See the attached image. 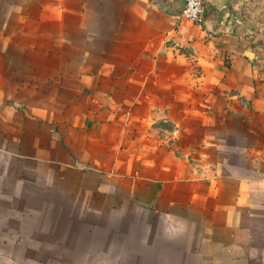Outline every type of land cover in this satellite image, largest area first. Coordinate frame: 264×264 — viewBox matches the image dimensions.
Returning a JSON list of instances; mask_svg holds the SVG:
<instances>
[{
  "label": "crops",
  "instance_id": "crops-1",
  "mask_svg": "<svg viewBox=\"0 0 264 264\" xmlns=\"http://www.w3.org/2000/svg\"><path fill=\"white\" fill-rule=\"evenodd\" d=\"M182 8L0 0V159L121 178L139 153L156 179L128 185H156L197 261L264 264V0H205L199 25L177 20ZM203 105L208 127L191 132ZM152 121L202 140L168 146L180 130Z\"/></svg>",
  "mask_w": 264,
  "mask_h": 264
},
{
  "label": "rangeland",
  "instance_id": "rangeland-1",
  "mask_svg": "<svg viewBox=\"0 0 264 264\" xmlns=\"http://www.w3.org/2000/svg\"><path fill=\"white\" fill-rule=\"evenodd\" d=\"M195 110L201 120L185 125L191 132L208 127L204 105ZM150 127L185 135L179 123L152 121ZM183 136L161 139L168 146L175 141L181 150L202 140ZM139 156L136 168L116 171L125 175L121 178L0 159V264H201L191 249L188 223L174 216L178 212H158L156 185H128V174L156 179L154 168L141 169ZM164 157L167 165L170 154Z\"/></svg>",
  "mask_w": 264,
  "mask_h": 264
},
{
  "label": "built area",
  "instance_id": "built-area-1",
  "mask_svg": "<svg viewBox=\"0 0 264 264\" xmlns=\"http://www.w3.org/2000/svg\"><path fill=\"white\" fill-rule=\"evenodd\" d=\"M183 8L179 17L176 19H182L191 24L199 25L201 23L202 8L205 0H182ZM251 35V33H249Z\"/></svg>",
  "mask_w": 264,
  "mask_h": 264
}]
</instances>
